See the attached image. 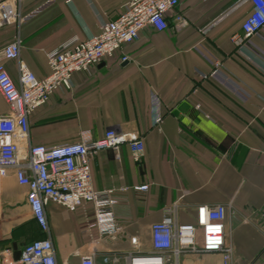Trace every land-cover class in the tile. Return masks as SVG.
<instances>
[{"label": "crops", "instance_id": "crops-1", "mask_svg": "<svg viewBox=\"0 0 264 264\" xmlns=\"http://www.w3.org/2000/svg\"><path fill=\"white\" fill-rule=\"evenodd\" d=\"M131 0H21L23 12L47 8L20 29L21 62L39 79L49 73L48 52L73 38L86 40L114 20ZM188 27L144 29L139 39L112 59L73 77L71 91H59L30 118V143L55 146L84 134L101 139L109 129L144 140L145 156L134 162L127 145L109 149L92 162L98 191L114 190L112 208L122 233L103 236L96 209L76 212L50 203L44 232L27 202L28 188L14 171L0 176V264L3 253L38 240L52 241L58 264H79L95 252L96 264H127L135 250L151 251V229L178 206L177 221H195L199 206L226 205L227 239L234 264H264V32L250 45L232 40L252 11L250 0H180ZM15 27L0 28V48L12 42ZM123 56L128 62H121ZM249 94L245 99L209 75L212 61ZM6 67L18 81L17 61ZM159 102L162 122L154 119ZM201 106V110L196 108ZM0 94V115L8 113ZM149 186L148 191L134 188ZM127 188V190H124ZM139 240L136 249L131 238ZM108 258L105 263L103 258ZM175 263V262H174ZM178 264H223L219 253L184 254Z\"/></svg>", "mask_w": 264, "mask_h": 264}, {"label": "built area", "instance_id": "built-area-1", "mask_svg": "<svg viewBox=\"0 0 264 264\" xmlns=\"http://www.w3.org/2000/svg\"><path fill=\"white\" fill-rule=\"evenodd\" d=\"M21 0H0V28L15 27V39L0 48V94L8 113L0 115V176L14 171L20 185L28 188L27 202L32 215L44 232H49L46 206L58 204L69 212H76L84 204L91 203L96 209L97 227L103 236L122 233L115 223L112 208L117 204L114 190L98 191L92 179V162L105 150L117 153L123 145L129 146L134 162L145 156L144 140L133 134L106 131L101 139L94 140L82 135L76 142L55 146L30 143V118L51 101L56 92L73 89V77L89 72L93 67L115 57L122 48L136 42L141 32L151 27L157 32L168 28V18L177 30L188 27L187 19L178 11L180 0H131L117 18L101 24L99 33L86 40L73 38L48 52L50 73L39 79L21 62V27L37 18L49 3L29 12H23ZM252 11L242 23V32L232 40L237 48L250 45L254 37L264 32V0H250ZM17 61L18 81L9 74L6 62ZM129 61L123 56L121 62ZM209 75L200 73L202 79L212 78L231 88L245 99L247 92L226 72L221 61H212ZM158 113L154 123L162 122L159 102L154 101ZM196 108L201 110V106ZM149 186H139L137 191H148ZM124 190H127L125 188ZM229 208L226 205L199 206L195 221L182 224L177 221L178 206L166 209V217L151 229V251L135 250L127 257V264H178L184 254L219 253L223 264H234V249L227 239L226 220ZM136 249L137 237L131 238ZM3 264H58L50 239L34 241L21 251L18 261L11 258L10 250L3 253ZM97 255L92 252L79 264H96ZM105 263L108 258H103ZM175 262V263H174Z\"/></svg>", "mask_w": 264, "mask_h": 264}, {"label": "water", "instance_id": "water-1", "mask_svg": "<svg viewBox=\"0 0 264 264\" xmlns=\"http://www.w3.org/2000/svg\"><path fill=\"white\" fill-rule=\"evenodd\" d=\"M21 252H16L15 260L18 261L20 259Z\"/></svg>", "mask_w": 264, "mask_h": 264}]
</instances>
